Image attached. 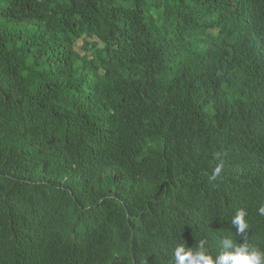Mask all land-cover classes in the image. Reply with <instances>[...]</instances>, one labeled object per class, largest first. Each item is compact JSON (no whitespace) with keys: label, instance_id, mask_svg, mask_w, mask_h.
I'll return each instance as SVG.
<instances>
[{"label":"trees","instance_id":"obj_1","mask_svg":"<svg viewBox=\"0 0 264 264\" xmlns=\"http://www.w3.org/2000/svg\"><path fill=\"white\" fill-rule=\"evenodd\" d=\"M261 204L264 0H0V264L264 251Z\"/></svg>","mask_w":264,"mask_h":264},{"label":"clouds","instance_id":"obj_2","mask_svg":"<svg viewBox=\"0 0 264 264\" xmlns=\"http://www.w3.org/2000/svg\"><path fill=\"white\" fill-rule=\"evenodd\" d=\"M222 167L221 164L214 169L211 180H215L220 175ZM258 212L264 216V204H261ZM245 216L246 212L240 209L231 221L240 236L248 227ZM205 243L206 241L201 239L193 248H188L184 244L177 245L174 250L175 264H264V251L253 248L246 242L237 243L226 236L221 241L222 250L215 256L208 252Z\"/></svg>","mask_w":264,"mask_h":264},{"label":"rangeland","instance_id":"obj_3","mask_svg":"<svg viewBox=\"0 0 264 264\" xmlns=\"http://www.w3.org/2000/svg\"><path fill=\"white\" fill-rule=\"evenodd\" d=\"M88 40H92V39H88ZM82 46V40L80 39L79 41H77L76 43V47L79 51H81L82 53H84V50L81 48Z\"/></svg>","mask_w":264,"mask_h":264}]
</instances>
